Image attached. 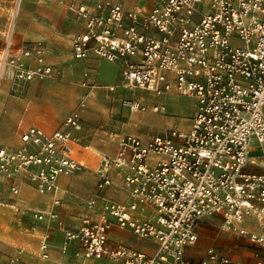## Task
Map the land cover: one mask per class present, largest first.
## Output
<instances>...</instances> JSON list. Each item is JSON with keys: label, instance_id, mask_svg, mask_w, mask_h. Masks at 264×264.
Here are the masks:
<instances>
[{"label": "built area", "instance_id": "obj_1", "mask_svg": "<svg viewBox=\"0 0 264 264\" xmlns=\"http://www.w3.org/2000/svg\"><path fill=\"white\" fill-rule=\"evenodd\" d=\"M74 12L81 29L72 37V59L81 61L92 53L120 64L122 81L151 100L125 98L124 105L160 112L163 105L154 98L175 94L191 98L194 111L184 130L170 127L146 139L114 135L116 151L101 155L87 201L97 215H82L67 237L90 259L231 264L214 248L198 259L185 255V247L197 240L199 220L221 215L225 229L264 247V232L243 226L264 219V174L245 170L252 140L264 141V0H133L128 6L122 0H99L91 6L78 3ZM28 56L41 75L51 74L40 41L15 53L8 43L0 65L9 63L11 75L30 79L35 71L21 68V59ZM88 76L83 71L82 85L91 84ZM79 127L75 113L50 131L27 126L15 148L0 146V174L21 175L38 193H54L59 176L84 166L73 152ZM114 186L126 201L106 192ZM11 190L17 193L15 186ZM59 200L31 215L59 226ZM114 226L153 240L154 250H138L122 234L110 236ZM47 236L40 239L43 259L48 257Z\"/></svg>", "mask_w": 264, "mask_h": 264}, {"label": "rangeland", "instance_id": "obj_2", "mask_svg": "<svg viewBox=\"0 0 264 264\" xmlns=\"http://www.w3.org/2000/svg\"><path fill=\"white\" fill-rule=\"evenodd\" d=\"M63 1L66 8L59 7L56 0H0V62L8 43L15 53L40 41L44 46L45 63L51 67L50 75H41L37 70L38 64L28 56L21 59V68L35 71L30 79L11 75L6 70L3 73L0 84V146L7 151L12 150L20 144V133L27 126L39 125L50 131L60 127L68 114L75 113L80 118V127L74 132L73 152L84 163L81 168L60 176V185L54 193L47 195L46 203L37 201L40 193L26 177L0 174V264H83L84 260L90 261L84 257L81 246L67 237L66 231H74L81 215H85L88 209L87 201L95 189L100 157L103 153L112 155L116 151L113 136L119 138L134 134L146 139L174 127L167 121H174L179 128L184 120V126L180 128L185 129V123L191 116H188L193 106L191 98L167 94L154 98L167 108L159 112L164 113L163 117L139 121L141 117L154 116L150 113L158 112L134 111L123 104V99H137L142 94L146 98L144 103L151 104V100L143 91L123 87L120 64L92 53L81 61L71 57L72 37L81 29L74 7L78 3L91 6L99 0ZM122 1L127 6L132 3V0ZM61 12H67L66 21L60 18ZM107 63L115 66L111 74L105 71L109 69L106 68ZM15 64L19 65V61ZM85 70L89 72V85L81 83ZM109 86H114V89H109ZM71 177L77 180L71 182ZM12 186L17 188V193H13ZM54 198H60L56 206L60 225L37 221L31 211L49 208ZM202 221L204 226L216 223L210 218ZM199 227H203L201 223ZM215 230L216 225L209 226L206 231L213 237L208 245H218L220 237L214 239ZM46 233L48 257L43 259L39 255V246ZM17 247L24 249L20 253L15 252ZM79 256L81 261H78Z\"/></svg>", "mask_w": 264, "mask_h": 264}, {"label": "crops", "instance_id": "obj_3", "mask_svg": "<svg viewBox=\"0 0 264 264\" xmlns=\"http://www.w3.org/2000/svg\"><path fill=\"white\" fill-rule=\"evenodd\" d=\"M56 1L59 7L61 8L65 7L64 1L63 2H61L62 0L61 1L56 0ZM60 14H61L60 18L66 21L67 12L66 13L61 12ZM88 58L89 56L86 59ZM108 67L109 69L108 70L106 69L105 71L110 73L112 71V68L115 66L107 63L106 68ZM142 95L137 96V99L138 98L140 99V100L138 99L139 101H144L143 99L140 98ZM164 109H165V106L163 104L162 111H165ZM193 111H194V107L192 106L191 110L189 111L188 116L192 115ZM150 114H153L154 119L157 120L163 117L162 114L164 113L159 114L158 112V113H150ZM167 122H170L172 126L176 127L174 121H167ZM184 122L185 121L183 120L180 127L184 126ZM188 125H189V122L187 120L184 128L186 129ZM180 127L179 128L176 127V128L184 130ZM111 150H112V147H111ZM245 170L247 172L264 174V141L258 142L256 140H252L250 144L249 155H248V164L246 165ZM76 180H77L76 178H73V177L70 178L71 182H74ZM58 185H60V176L58 178ZM106 192L111 194V196L114 197L115 199L122 200V201L127 200L126 195L115 186L108 188ZM48 194H39L37 201L39 203H46L48 201V198H47ZM86 214L97 215L95 211H90L88 209L85 215ZM203 218L213 219L216 221V223L212 222L204 226L203 225L204 221H202ZM203 218L199 220L197 227H196L197 240L199 237V241L196 240V242L193 245H188L185 247V255L187 257L198 259L205 255L206 250L208 248H214L219 253L227 256L231 260V264H264V247H259L258 245L252 242H249L245 238L239 237L238 235L234 234L230 230L225 229L222 225L221 215H213V216H207ZM199 223H201L203 227H199ZM215 225H216V230H215L216 234L214 235V239L219 236L220 240L218 242V245H214V244L208 245L213 239V237L210 233H206V231L209 226H215ZM243 226L247 227L250 230L256 231L258 233H262L264 232V219L261 223L257 222L255 219H250L246 221L243 224ZM109 234L110 236L114 234L124 235L127 239L128 245L138 250L145 251L146 253H151L155 247V242L153 240L146 239V238H139L135 236L128 228H119L118 226H114L113 228L110 229ZM81 260L82 258L79 256L78 261H81ZM83 264H122V263L110 261L107 259H91L90 261L84 260Z\"/></svg>", "mask_w": 264, "mask_h": 264}, {"label": "bare ground", "instance_id": "obj_4", "mask_svg": "<svg viewBox=\"0 0 264 264\" xmlns=\"http://www.w3.org/2000/svg\"><path fill=\"white\" fill-rule=\"evenodd\" d=\"M61 2H63V0L61 1ZM16 37V36H15ZM8 42H10V41H8ZM5 70H6V73L8 72L9 74L11 73V71L13 70L12 69V66L9 64V63H4L3 65L1 64L0 65V84H1V75H2V77H3V73L5 72ZM123 87L124 88H126V89H132L133 90V88L131 87V86H128L127 84H125L124 82H123ZM141 99H143V100H145L146 98L142 95L141 97H140ZM135 100H137V101H139L138 99H136V98H134ZM126 106V105H125ZM130 109V108H129ZM166 109V108H165ZM164 109V110H165ZM133 110V109H132ZM162 110H163V107H162ZM131 117H135V116H131ZM139 117V116H138ZM145 117V118H144ZM143 118L141 117V118H139L138 120L139 121H141V122H143V121H151V120H153L154 119V116H144ZM133 119V121H135V120H137V119H135V118H131V120ZM106 147H108V146H106ZM109 148V147H108ZM106 149V148H105ZM66 244H68V242H65ZM65 249V248H64Z\"/></svg>", "mask_w": 264, "mask_h": 264}]
</instances>
